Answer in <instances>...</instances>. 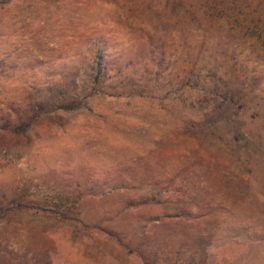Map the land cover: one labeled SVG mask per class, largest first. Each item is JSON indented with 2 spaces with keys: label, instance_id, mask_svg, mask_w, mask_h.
<instances>
[{
  "label": "rangeland",
  "instance_id": "obj_1",
  "mask_svg": "<svg viewBox=\"0 0 264 264\" xmlns=\"http://www.w3.org/2000/svg\"><path fill=\"white\" fill-rule=\"evenodd\" d=\"M249 235L264 0H0V264H264Z\"/></svg>",
  "mask_w": 264,
  "mask_h": 264
},
{
  "label": "trees",
  "instance_id": "obj_2",
  "mask_svg": "<svg viewBox=\"0 0 264 264\" xmlns=\"http://www.w3.org/2000/svg\"><path fill=\"white\" fill-rule=\"evenodd\" d=\"M100 64V63H99ZM96 74H95V76H94V81L95 82H98L99 81V78H100V73H101V69L99 68V67H97V69H96ZM240 233L239 234H237L236 235V237L238 238V239H241V235H242V231L240 230L239 231ZM241 241V240H240ZM240 243H242V241L240 242ZM263 243H264V239H260V240H258V239H256V238H254V237H252V236H248L247 237V244L246 245H248L249 247H254L255 249H258V248H260L261 246H263ZM244 244V243H243Z\"/></svg>",
  "mask_w": 264,
  "mask_h": 264
}]
</instances>
